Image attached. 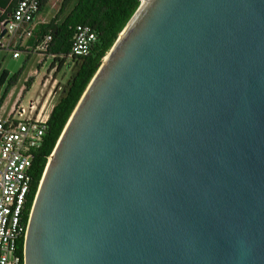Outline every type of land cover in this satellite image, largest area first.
<instances>
[{"label": "water", "instance_id": "water-1", "mask_svg": "<svg viewBox=\"0 0 264 264\" xmlns=\"http://www.w3.org/2000/svg\"><path fill=\"white\" fill-rule=\"evenodd\" d=\"M23 254L264 264V0H141L48 157Z\"/></svg>", "mask_w": 264, "mask_h": 264}, {"label": "built area", "instance_id": "built-area-1", "mask_svg": "<svg viewBox=\"0 0 264 264\" xmlns=\"http://www.w3.org/2000/svg\"><path fill=\"white\" fill-rule=\"evenodd\" d=\"M43 1L18 0L9 16L0 17V30L6 28L7 33H14L24 29L30 35L31 30L26 31L25 27L34 21ZM51 40L52 34H46L39 50L47 52ZM96 40L91 26L77 25L67 58L89 54ZM19 54L16 51L13 56ZM29 110L35 112V105L29 104ZM41 112L27 116L26 108L19 103L8 118L0 115V264H20L22 260L17 248L27 230L24 210L33 181L31 169L35 151L47 130L48 119Z\"/></svg>", "mask_w": 264, "mask_h": 264}, {"label": "trees", "instance_id": "trees-1", "mask_svg": "<svg viewBox=\"0 0 264 264\" xmlns=\"http://www.w3.org/2000/svg\"><path fill=\"white\" fill-rule=\"evenodd\" d=\"M71 1L72 0H64L57 14L49 22L41 25V34L43 36L48 33L52 34V40L47 49V53L55 55L54 61L58 62L57 68L63 66L67 59V55L71 51L72 40L77 25L82 24L91 26L97 34V40L92 46L89 54L73 57V59L77 60L79 63L78 68L75 74L68 80L64 93L53 106L48 117L44 140L34 154L35 156L31 169L33 181L25 205V221L28 220L48 157L54 149L65 124L93 75L99 68L103 57L110 50L118 34L124 28L141 2V0H76L70 11L59 20ZM46 3L47 0L41 3L40 11ZM0 9H4L3 6L0 7ZM4 15L0 10V17H5ZM20 73L21 70L11 75L6 69L2 71L0 74V90L3 86L4 88L0 93V103L4 101L10 88L17 82ZM28 85H30V80L28 81ZM23 248L24 239L21 238L18 241L17 248L22 258L20 264H24Z\"/></svg>", "mask_w": 264, "mask_h": 264}, {"label": "crops", "instance_id": "crops-1", "mask_svg": "<svg viewBox=\"0 0 264 264\" xmlns=\"http://www.w3.org/2000/svg\"><path fill=\"white\" fill-rule=\"evenodd\" d=\"M18 0H0V9L4 16H9L15 7ZM52 0H47L43 9L37 14L34 21L26 25L25 30H31V34L28 35L24 29H19L14 33H7L2 39L0 44V74L4 69L8 70L9 74L21 70L20 76L17 82L10 88L4 101L0 104V115L4 118H8L14 109V107L21 103L26 108L27 116H34L36 113H44V117L48 119L53 106L59 100L52 103V97L54 98V90L56 86L62 81L58 75L55 74V65L53 66L51 57L52 54L39 50V42L44 37L41 34V25L49 22L55 14L50 13V17H42L41 14L44 8L51 3ZM56 1L53 2L54 7ZM68 13V12H67ZM66 13V14H67ZM63 18L60 16L59 20ZM8 50L11 55L6 57L3 52ZM18 51L20 54L14 57V52ZM25 52V56L28 59L27 65L20 66L19 58ZM12 56V57H11ZM31 64L29 65V63ZM29 65V66H28ZM20 66V67H19ZM30 80V85L28 81ZM68 83V81H67ZM4 86L0 90L2 92ZM35 105L34 110H29V104Z\"/></svg>", "mask_w": 264, "mask_h": 264}, {"label": "rangeland", "instance_id": "rangeland-1", "mask_svg": "<svg viewBox=\"0 0 264 264\" xmlns=\"http://www.w3.org/2000/svg\"><path fill=\"white\" fill-rule=\"evenodd\" d=\"M56 1V4L54 7H52V4L53 2ZM64 0H52L51 3H49L43 10L41 16L42 17H50V13L51 14H57V12L59 11L61 5H62V2ZM76 2V0H72L66 7L65 9V13L63 14V16L68 12L70 11V9L73 7L74 3ZM3 54L6 56V57H10L11 53L6 50L3 52ZM12 57V56H11ZM28 59L26 56H25V52H22V55L21 57L19 58V63H20V66H22L23 64L27 65L28 63ZM51 60H52V63L55 64V74L58 75V78L62 79V81L60 80V83L56 86L55 90H54V98L52 97V103H54L56 100H58V98L64 93V89L67 87V81L75 74L77 68H78V65L79 63L77 62V60H74L73 58H67L65 63L63 64V66H61L60 68L58 67L57 68V64L58 62L57 61H54V57H51ZM31 64V62L29 63V65ZM28 65V66H29ZM19 66V67H20ZM54 66V65H53Z\"/></svg>", "mask_w": 264, "mask_h": 264}]
</instances>
